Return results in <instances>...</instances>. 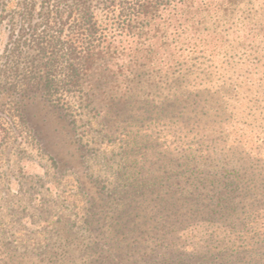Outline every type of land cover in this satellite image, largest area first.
<instances>
[{
  "label": "rangeland",
  "instance_id": "374dc122",
  "mask_svg": "<svg viewBox=\"0 0 264 264\" xmlns=\"http://www.w3.org/2000/svg\"><path fill=\"white\" fill-rule=\"evenodd\" d=\"M218 13L202 29V50L175 56L180 72L146 90L158 117L140 113V70L118 74L117 91L135 86L133 100L79 109L75 122L38 96L21 98L14 117L0 100V264H125L117 243L188 216L184 198L226 197L235 184L234 210L180 226L181 240L213 264H264V0ZM187 92L194 122L178 130L173 110L184 105L172 95ZM184 150L199 162L176 165ZM154 175L164 186L141 203L140 184L130 187Z\"/></svg>",
  "mask_w": 264,
  "mask_h": 264
},
{
  "label": "trees",
  "instance_id": "16d2710c",
  "mask_svg": "<svg viewBox=\"0 0 264 264\" xmlns=\"http://www.w3.org/2000/svg\"><path fill=\"white\" fill-rule=\"evenodd\" d=\"M237 2L0 0V100L4 103L8 100L12 105L9 110L14 111L11 117H14L15 110L18 116L22 115L18 105L21 98L38 96L64 110V114L75 122L76 112L80 114V110L82 112L90 105L103 111L105 105L116 106L133 100L135 86H128L132 89L129 94L117 91L119 75L123 70H140V113L148 112V117H158L163 111L155 108L154 99L149 98L146 90L151 91L156 80L165 82L167 75L173 78L178 74L182 66L175 56L200 52L204 37L209 35L202 30L206 21L218 19V11ZM210 11L212 15H208ZM178 80L174 78L171 83L177 84ZM172 98L173 104L184 105L179 112L177 108L173 111L176 110V120L181 122L177 125L178 130H185L194 122V109H189L190 92L186 95L175 93ZM110 112L108 109L99 114L106 117L111 115ZM114 113L117 116L118 112ZM140 118L147 116L140 115ZM179 158L178 166L188 167L199 162L193 150H184ZM159 180L154 175L145 183L140 181L133 185L130 190L135 191V186L140 184V201L146 204L152 200L149 194L162 190L164 185L158 183ZM199 182L205 186L204 180ZM176 184L172 192L180 194L183 190L179 187L182 186L179 181ZM235 185L229 191L237 189ZM170 186L171 183L166 185L167 188ZM229 191L226 197L220 195L221 191L215 192V199L208 196V191L201 190L197 199L188 201L184 198L188 216L175 217L171 223H162L158 227L150 226L152 231L149 233L142 231L130 239L133 244L131 241L122 243L124 246L117 243L114 251L117 260L125 261V264L130 263L131 258L143 264H213L212 253L206 251V254L195 255L186 250L181 240L183 233L178 228L189 227L194 220L209 221L213 214L234 210V203L227 198L231 196ZM164 202L165 205L168 203ZM202 209L207 215L195 214ZM136 252L138 255L133 256Z\"/></svg>",
  "mask_w": 264,
  "mask_h": 264
}]
</instances>
